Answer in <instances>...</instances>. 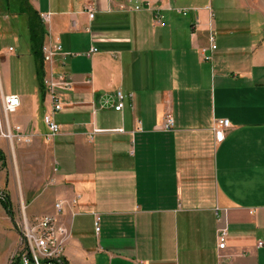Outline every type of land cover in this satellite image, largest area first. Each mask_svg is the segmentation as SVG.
Segmentation results:
<instances>
[{"label":"crops","instance_id":"0c3cea01","mask_svg":"<svg viewBox=\"0 0 264 264\" xmlns=\"http://www.w3.org/2000/svg\"><path fill=\"white\" fill-rule=\"evenodd\" d=\"M28 2L50 14L43 46L62 49L42 78L62 74L70 89L60 90V132L46 139L50 102L27 18L0 10V104L17 96L8 124L32 136L13 150L20 184L28 181L21 194H30L22 214L66 226L68 264H264V41L216 35L206 0H140L151 7L138 11L133 0ZM21 29L20 55L6 52ZM218 119L230 122L220 141ZM17 220L0 203V264L18 246Z\"/></svg>","mask_w":264,"mask_h":264},{"label":"built area","instance_id":"2783aa9c","mask_svg":"<svg viewBox=\"0 0 264 264\" xmlns=\"http://www.w3.org/2000/svg\"><path fill=\"white\" fill-rule=\"evenodd\" d=\"M150 3L146 2L142 4L140 0H133V9L138 11L142 8H150ZM176 12L181 15H186V10L176 9ZM94 16V10L88 9V18L92 19ZM155 19L160 22L162 16L156 14ZM39 19L43 24L48 23L50 19L49 13H40ZM210 49L214 50L216 46L213 44L211 38ZM12 50V49H10ZM61 45L58 40L54 44H48L43 46L42 58L44 63H52L53 58L62 54ZM96 48H90L86 53L87 56L95 53ZM204 60H209V56H204ZM42 87L45 94L49 98L50 110L44 114L42 121L47 129L45 135L46 139H50L60 132V128L55 121V114L61 111L62 104L60 99V90L67 91L70 89V84L66 80L64 75L54 77L49 76L42 78ZM117 104L114 106L115 111H119L122 108V101L125 98L122 92L117 91L115 93ZM20 106V100L15 95H5L1 97V112L3 116L4 128L1 130V136L5 140L13 143H29L32 136L30 134H24L19 126H9L7 115L13 113ZM173 119L168 116L165 118L162 129L167 131L173 128ZM230 127V122L227 119H218L215 122L214 136L216 141H220L223 138V130ZM55 209L57 212L61 209V204L56 203ZM99 216H94V230L97 233L99 231ZM20 227L22 230V239L16 250L10 257V264L16 262L17 264H54L60 262L63 258L65 249V240L69 237V232L66 231L56 221L54 217H42L34 218L33 222L29 224L25 218H22ZM227 232L220 230L217 235V247L222 250L225 248ZM257 246L261 245V242H257ZM137 264H143L138 262Z\"/></svg>","mask_w":264,"mask_h":264},{"label":"rangeland","instance_id":"374dc122","mask_svg":"<svg viewBox=\"0 0 264 264\" xmlns=\"http://www.w3.org/2000/svg\"><path fill=\"white\" fill-rule=\"evenodd\" d=\"M206 4L211 9L212 22L214 24V27L216 28V35L222 32V34H226L225 38H228V40L239 38V40H249L255 44H257L259 41H264V0H206ZM25 36V29H21L19 37L20 39L18 42L5 43L6 52H8L7 50L12 49L15 51V54L20 55L17 47L19 48L20 44L22 43L21 40H24ZM1 56H7V54H1ZM2 140H5V138L1 136L0 132V141L3 142ZM6 142L8 147H6V144L4 142L2 145H0V149L5 154V164L4 166L0 165V191L5 194L9 191L11 192V198H9L10 201L15 204H13L15 208V211H13V206L11 203V214L15 215L18 219V222L16 223L17 225H14V227L16 228L19 234L18 238L20 243L22 239V230L20 227L22 218H25L29 224L33 222V219L27 218L22 214L25 208L23 205H26L28 203L27 200L30 194L28 192L23 193V195L21 194V186L23 187L24 183L27 185L28 181L24 183L22 182V184H20L18 171L21 180H23L22 174L20 172V161L17 164V162H15V160L13 159V150H16V148L21 146H28L30 143H20L18 145H14L15 143L11 144L7 140ZM13 145L15 146V149L12 148ZM28 162L26 161V164L24 163L23 166H27V164H29ZM16 166H19L18 170ZM26 168L27 167H25L24 169ZM10 170H12V172ZM26 175L28 176L27 172ZM12 180L15 181V194H13L12 192V189L14 188L12 186ZM8 186L9 191L7 189ZM16 203L18 208H16ZM60 226L63 227L66 231H68L66 226L61 224ZM67 240H65V246ZM10 262L11 260L9 259L8 264H10Z\"/></svg>","mask_w":264,"mask_h":264},{"label":"trees","instance_id":"16d2710c","mask_svg":"<svg viewBox=\"0 0 264 264\" xmlns=\"http://www.w3.org/2000/svg\"><path fill=\"white\" fill-rule=\"evenodd\" d=\"M0 10H3L9 14L25 15L27 18V29L29 36V44L31 54L36 63V74L39 78V82L42 85V69H43V58L42 49L46 30L39 15L30 6L28 0H0ZM41 87V86H40ZM5 156L0 150V165L4 166ZM0 203L4 209L11 214V202L8 194L0 191ZM11 264H17L12 262ZM54 264H68V262L62 258L60 262Z\"/></svg>","mask_w":264,"mask_h":264}]
</instances>
